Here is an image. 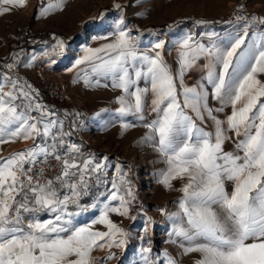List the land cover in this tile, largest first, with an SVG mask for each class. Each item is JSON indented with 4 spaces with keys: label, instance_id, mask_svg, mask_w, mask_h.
Here are the masks:
<instances>
[{
    "label": "snow or ice",
    "instance_id": "1",
    "mask_svg": "<svg viewBox=\"0 0 264 264\" xmlns=\"http://www.w3.org/2000/svg\"><path fill=\"white\" fill-rule=\"evenodd\" d=\"M65 3L49 0L39 16ZM25 6L26 0H0V16ZM113 7L123 11L120 3ZM235 26L242 30L206 33L207 43L183 36L175 45L174 68L165 42L141 47L121 15L109 36L98 37L109 42L83 47L73 64L86 87L120 93L112 101L118 107L101 109L97 117L109 113L122 132L146 129L140 143L150 145L164 165L157 182L180 193L172 201L176 211L158 209L171 224L168 242L192 264H264V16L236 15ZM54 39L43 56L65 54L66 42ZM15 66L8 64L9 72ZM198 69L200 78L187 84ZM78 125L79 113L61 118L26 80L0 73V145L32 142L0 155V264H123L132 236L112 217L135 221L143 205L130 170L116 163L109 179V157L86 153L71 140ZM52 160L55 175L49 176ZM151 224L146 217L138 264H179L167 250L154 253ZM97 251L105 255L94 259Z\"/></svg>",
    "mask_w": 264,
    "mask_h": 264
},
{
    "label": "rangeland",
    "instance_id": "2",
    "mask_svg": "<svg viewBox=\"0 0 264 264\" xmlns=\"http://www.w3.org/2000/svg\"><path fill=\"white\" fill-rule=\"evenodd\" d=\"M48 2L49 0H26L25 7L14 9L12 14L0 16V57L8 54L13 43L31 40L28 46L22 49L18 62H12L16 66L11 72L7 68L10 64L8 63L0 69V73L26 80L38 90L42 102L59 112L61 118L64 112L79 113L82 126L78 125L71 140L81 144L86 153L109 157L113 164L108 172L109 179L114 174L116 163L125 171L130 170L138 202L143 205V210L139 212L135 221L118 216L112 217L121 227L127 228L132 236L121 256L123 264H138L137 252L143 243L140 237L144 235L146 217L152 218L147 236L152 240L154 253L167 250L177 257L179 264H192V258L178 256L177 246L168 242L171 224L161 216L158 209L176 211V205L172 201L177 199L180 193L168 191L157 182L156 173L164 165L158 162V154L150 145L140 143L146 129L135 127L122 132L118 120L109 122V113H101L97 117L95 113L101 109L114 110L118 107L112 101L120 93L111 87H86L83 80L77 78L80 69L73 68V64L83 47H98L109 42L98 37L109 36L115 21L123 15L132 34L141 38V47H146L157 40L165 42V57L175 68V45L186 34H193L207 43L208 32L223 36L227 32L242 29L229 28L223 22L213 26L191 24L182 28L153 29L150 32L144 31L146 27L172 23L182 17L219 20L220 16L229 15L240 4H243L244 9L250 14L264 16V0H66L61 10L41 18L39 8ZM114 3H120L123 11L114 8ZM104 8H108L107 12H104V18L101 16L92 18ZM26 30H30L31 34L25 36ZM56 37L66 42L65 54L43 56L45 50H51L50 46L55 43ZM33 56H36L35 60H32ZM52 60H55V63H52ZM200 63L202 65L203 61ZM201 75V70L193 71L188 74L185 82L191 85ZM260 78L264 79V76ZM47 79H58L63 83L64 92L60 100L47 99ZM210 104L216 106L215 102ZM225 112H230V109H225ZM220 116L223 118L224 114ZM72 119L71 115L67 117L65 131L70 130L69 123ZM31 143L27 141L0 145V155L7 156L9 153L29 147ZM227 147L231 149V143ZM176 187H180L179 182H176ZM100 190L103 191L104 188ZM135 214L136 211L133 212V215ZM82 219L89 220L90 217L85 216ZM96 227L104 230L103 226ZM113 251L120 254L119 249ZM104 255V252L97 251L93 258L99 259ZM109 264H118V261L112 260Z\"/></svg>",
    "mask_w": 264,
    "mask_h": 264
},
{
    "label": "trees",
    "instance_id": "3",
    "mask_svg": "<svg viewBox=\"0 0 264 264\" xmlns=\"http://www.w3.org/2000/svg\"><path fill=\"white\" fill-rule=\"evenodd\" d=\"M107 10L108 8L101 9L99 12L93 15L92 18L93 19L98 18L101 13L107 12ZM197 21L209 22L207 24H200V25H212L213 26V25H217L221 23V21L218 19L209 21V19H206L203 17H198V18H183L182 17V19H177L172 23H167V24H163L160 26H153V25L148 26L144 29V31L150 32L153 29L182 28V26L191 25V24L199 25L198 23H196ZM30 41L31 40L27 39V40H20L18 42L13 43L11 46V49L8 51V54L6 56L0 57V69H2L8 63L15 62L13 58L17 56L19 58L22 49L28 46V43H30Z\"/></svg>",
    "mask_w": 264,
    "mask_h": 264
},
{
    "label": "built area",
    "instance_id": "4",
    "mask_svg": "<svg viewBox=\"0 0 264 264\" xmlns=\"http://www.w3.org/2000/svg\"><path fill=\"white\" fill-rule=\"evenodd\" d=\"M234 10L229 15L220 16V18H219V20L221 22L227 24V26L229 28H233L236 25V15L243 16V15L250 14L245 9H243L240 12H234ZM235 27L241 28V26H235ZM29 34H31L30 30L29 31L26 30V32H24L25 36H27ZM46 83H47L46 84V97H47V99H49L50 101L60 100V97L63 95V92H64V85L61 82V80L47 79ZM55 165H56V161L52 160L51 161V168L53 170L48 171L47 175H49V176L55 175Z\"/></svg>",
    "mask_w": 264,
    "mask_h": 264
}]
</instances>
